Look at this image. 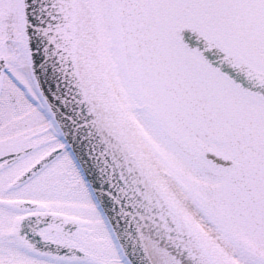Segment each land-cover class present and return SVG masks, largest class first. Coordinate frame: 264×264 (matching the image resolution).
Wrapping results in <instances>:
<instances>
[{"label": "snow or ice", "instance_id": "obj_1", "mask_svg": "<svg viewBox=\"0 0 264 264\" xmlns=\"http://www.w3.org/2000/svg\"><path fill=\"white\" fill-rule=\"evenodd\" d=\"M0 264H264V0H0Z\"/></svg>", "mask_w": 264, "mask_h": 264}]
</instances>
